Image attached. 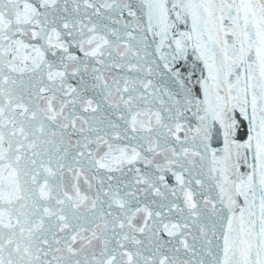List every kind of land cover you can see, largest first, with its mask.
Returning a JSON list of instances; mask_svg holds the SVG:
<instances>
[{
  "label": "snow or ice",
  "instance_id": "obj_1",
  "mask_svg": "<svg viewBox=\"0 0 264 264\" xmlns=\"http://www.w3.org/2000/svg\"><path fill=\"white\" fill-rule=\"evenodd\" d=\"M0 264H264V0H0Z\"/></svg>",
  "mask_w": 264,
  "mask_h": 264
}]
</instances>
